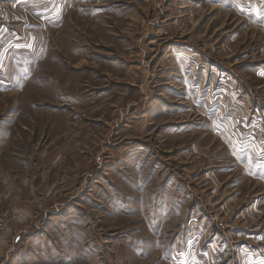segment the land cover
Returning <instances> with one entry per match:
<instances>
[{"label":"rangeland","instance_id":"1","mask_svg":"<svg viewBox=\"0 0 264 264\" xmlns=\"http://www.w3.org/2000/svg\"><path fill=\"white\" fill-rule=\"evenodd\" d=\"M89 1L78 2L97 3ZM97 1L103 12L82 7L80 23L88 19V27L74 20L72 32L92 31L91 16L102 22L104 12L119 18L108 23L118 25L120 56L103 47L101 54L107 57L92 56L90 69L78 70L79 56L73 62L64 59L68 67L73 65L68 70L72 86L55 84L44 103H38L37 85L24 84V68L15 69L17 64H32L31 42L23 31L9 33L0 24V76L12 51L26 52L13 58L12 69H6L9 79L3 87L0 83V149L7 151L8 159L30 162L22 166L38 172L25 189L36 193L35 200L18 201L12 209L16 213L10 211L4 219L20 214V220L12 222L18 226L16 235L26 236L24 226L31 227L28 235L48 238L57 252L67 244L64 252H70L67 259L72 263L85 258L88 264H224L229 248L236 245L228 244L225 255L210 253V239L218 236L220 243L222 233L204 232L212 217L203 208L197 211V205L218 211L220 230H245L264 222V185L249 179L213 135L228 128L226 113L246 110L240 98L253 104L243 122L232 121L233 128L249 132L257 117L262 124L253 131H264V72L257 71L264 63V27L259 26L264 22L242 16L239 0H218L223 6L217 7L207 0L190 2L191 8L184 10L188 15L178 13L180 0ZM5 16L10 24L13 18H23L27 28L36 22L27 6H1L0 18ZM127 33L134 41L127 40ZM172 44H183L181 51L187 53L190 93L162 85L164 75L158 71L169 66L165 55ZM57 62L65 64L60 56ZM225 68L233 75L219 73ZM129 77L134 82L127 84ZM196 91L207 97L213 116L219 111L216 130L207 119L214 118L194 104ZM54 99L56 104L51 103ZM214 139L216 144L209 147ZM231 145L236 154L246 150L238 140ZM220 169V181L228 174L233 178L216 184ZM198 184L201 200L194 193ZM258 202L263 215L251 206ZM24 207L32 210L31 216Z\"/></svg>","mask_w":264,"mask_h":264},{"label":"crops","instance_id":"2","mask_svg":"<svg viewBox=\"0 0 264 264\" xmlns=\"http://www.w3.org/2000/svg\"><path fill=\"white\" fill-rule=\"evenodd\" d=\"M8 1L9 0H0V7L2 6L4 9H6L9 7V5H13L15 7L27 6L31 11V15L33 17L32 19L36 21L30 24V26L27 28L24 27V19L21 17H19L18 19L17 17L16 19L13 18L11 20V24L10 22H7V20H9L7 16L3 17V19L0 18V24L6 27L9 33L14 31L19 33L21 31L22 34L23 31L26 40L28 42H31L32 64L30 63L24 66L17 64V66L15 65V69L18 71L24 68V71L28 73V76L23 78L24 82H26L24 84L30 83L39 87L36 92V95L39 98L38 103H44L49 101L46 99V97L52 95L51 89L52 87H54L55 84L61 83L69 84V86H72V70H68L69 68H72L73 65L68 67V62L65 61H69L68 58L70 59V61L73 62L74 56L80 57V61L78 63L79 66L77 67V65H75L76 68H74L78 70L79 68L83 67H85L83 69H90L89 65L91 60H93L90 58L92 56L102 55L101 51L103 47L108 49V51L105 52H109V54L111 52L112 55H116V53L118 52L119 55V50L121 49L122 45L120 42L121 34L116 33L118 25L115 22L114 25H110L108 23L110 19L114 18L105 15L106 12H104L102 22H99L100 18H98V16H91L94 19L91 23L92 31L86 33L72 32L75 30L70 27L71 21L73 22L75 20L76 22H78L76 24L80 27L86 26L84 24H89L88 19L87 23H85V19L82 20L80 23L79 10H82V7H91L92 10H97V12H103L100 11L102 9V4H100L97 0V3L89 4H79V2L88 3L93 1L15 0L11 4H9ZM198 1L200 0H180L179 7L181 8V10H179L178 13L182 15H188L190 11L186 12L184 10L188 7L191 8L190 2H193L192 5H194L195 2ZM207 2H210L209 4L213 5L214 7H217L219 4L223 6V4H221L218 0H207ZM237 9L238 12L247 19L253 18L255 20L264 22V2H262V0L253 3L246 0H239V2H237ZM191 12L193 13L192 10ZM119 13L120 11L117 14ZM73 15H75L76 18L73 19ZM172 17H174L175 19L176 16H171L170 18L172 19ZM182 17L184 18L186 16ZM178 19H180L179 16ZM114 20H119V18ZM14 22L17 25L16 27L14 26ZM259 26L264 27L263 25ZM0 34H3L2 28H0ZM9 35L7 37H9ZM28 35L29 37H27ZM127 35H129L127 36L128 41H134V38L131 36L130 33H127ZM125 40V38L122 39V41ZM109 41H111V44L109 43ZM111 46L113 47L112 49H110ZM182 46L184 45L172 44L170 47L168 46L165 56L169 57L170 60L168 59V63L170 64L169 66L164 67L158 72H162L164 75V82L162 85L175 87L180 91L187 90L190 93V91L192 90V85L188 81L187 77L189 76V74L187 72V67L185 64V56H187V53L185 54L186 51H181L184 50L182 49ZM21 53L26 52H23L22 50L12 51L10 58L11 60L9 61L7 66L6 64L4 65V70H2L1 73L2 76H0L1 87H3L5 82L9 79L8 70L6 72L7 67L9 68L10 66L9 69H12L13 58L15 57L16 59L18 57L16 55L20 56ZM57 56L63 57V62L65 63L64 65L57 62ZM104 57L107 56H101V58ZM259 67L260 68H258L257 71L259 73L264 72V63H262V65H260ZM165 71H167L168 73ZM219 73L224 75L225 77H228V75H233L232 70H227V68H225V70L221 69ZM163 77H161V79H163ZM132 82H134L132 77H129V80H126L127 84ZM84 83H88V81H84ZM193 93H196L192 94V100L194 101V104L199 109V111L202 110L204 111V113H206V115L214 118L213 120L209 118L207 119L212 123L211 125H214L216 130L217 123L219 120H221V117L217 116V113H219V111H217L215 116H213L211 114L212 112L210 111L209 104H206L207 97H203L198 91ZM240 94V91H236L235 95L241 96ZM57 102H59V100H57ZM239 102L243 104L242 106L245 107L246 110L236 109L232 110L229 113H226L225 118L223 120L225 128H228H224V132L215 131V134L213 135L215 136V138H217L218 136L220 137L219 142L223 143V145H220L224 146V148L230 154V158H232V161H234V163L237 164L243 170L244 174L249 179L256 181V183L264 185V162L261 161L259 155L260 149L257 144L252 143V146L250 147L251 149L247 148L241 154H236L232 150V148H234V146L231 145L233 141L238 140L242 144H244L247 143L246 140L249 137V132H246V130L241 132V128H239L238 126H235V128H233L234 125L232 124V121H239L240 119V121L243 122L244 119L247 118L248 113H250V108L253 104V101L246 98H240ZM51 103L56 104V100L54 99ZM60 103L63 105H67L69 104V101H63ZM228 121H230V124ZM8 136L9 133L8 135H6L5 138H7ZM5 138L2 135L1 144H3V146H6V144H4V142L6 141ZM214 144H216L215 139L214 142L209 143V147H212ZM1 152H5V155L0 154V221H4V217L7 218V213L12 211V209L16 207L18 201L35 200V197L32 196L34 193L27 192L25 191V189H28L26 187L32 184V180L34 181V178L37 177L38 172L31 171V167H29L28 165L26 167L22 166L23 163L28 164L30 162L21 161L22 163H20L16 160H10L8 159V156L6 154V150L1 151L0 149V153ZM32 169L35 170L36 167L34 166L32 167ZM9 170L12 171V173L10 174L11 178H6L5 176L8 175ZM27 170H29L31 173H26ZM223 172L224 171L220 169L215 172V175L222 174ZM70 174L71 173H69V175ZM216 177V184L226 183L231 178H233L231 174H228V177L224 181H220L217 175ZM20 188L21 192H18ZM201 189V184H198V187H196L195 185L194 193L197 192L196 195H198ZM181 191L183 193L185 192L186 194V189H181ZM230 195H232V193ZM198 198L199 200H201L200 195H198ZM227 205L228 204H226L225 206L229 207ZM251 206H255V209H258V215H263V211L259 209V202ZM200 208H203V212L206 213V216L212 217V223L204 232H211L213 234L218 232L222 233V239L220 240V243L217 240L218 236L214 239H210L208 243L209 251L210 253H212V255H225L228 244H232L236 246H232L231 248H229V250H232V252L227 254L224 264H232V260L233 264H263L262 262L264 261V222L261 223L259 226H256L257 224H255L256 227L246 228L245 230H240V228H233L234 230H220L218 228V223L220 222H218L216 218L218 211L216 212L212 208L202 207L201 204H198L197 211H199ZM261 208H264V204L261 206ZM26 212L28 213L27 215H32V210H28L26 208ZM12 213L16 212L12 211ZM18 215L19 218L22 217L20 216V214ZM17 229L18 226H16L15 224L14 226H12L9 234L0 235V264H88L86 263L85 258H81L80 260L78 259V261H76L75 263H72L73 260L69 261L67 259V254L70 252H64L65 247H67V244H65V246L58 247L59 252H57L55 243L48 240V238L40 236L36 237L35 235H28L32 234L31 227L24 226L22 233L26 236H21V233L16 235L17 233H19ZM25 229H27V231H24ZM231 231H234L232 237L230 236ZM240 247L241 251H238L237 249ZM70 248H72V246ZM229 259H231V261Z\"/></svg>","mask_w":264,"mask_h":264},{"label":"built area","instance_id":"3","mask_svg":"<svg viewBox=\"0 0 264 264\" xmlns=\"http://www.w3.org/2000/svg\"><path fill=\"white\" fill-rule=\"evenodd\" d=\"M249 2H257L259 0H246ZM262 2H264V0H262ZM262 124V121L260 119H258L257 117H253L252 122L250 127L248 128L249 130V137L247 138V143L243 144V149H247L249 147L252 146V143L257 144V146L260 149V158L261 161L264 162V131L263 132H254L253 128L255 127H260ZM18 220H20L19 217H17L16 215L12 218V219H6L4 221H0V235H6L9 234L12 226L15 223L12 222H18Z\"/></svg>","mask_w":264,"mask_h":264}]
</instances>
